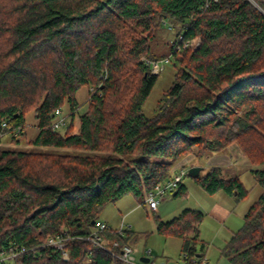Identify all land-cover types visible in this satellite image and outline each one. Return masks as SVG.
Instances as JSON below:
<instances>
[{"label": "trees", "instance_id": "trees-1", "mask_svg": "<svg viewBox=\"0 0 264 264\" xmlns=\"http://www.w3.org/2000/svg\"><path fill=\"white\" fill-rule=\"evenodd\" d=\"M168 27L170 52L158 55L153 41ZM181 37L192 42L177 49ZM143 55L178 65L152 116L143 105L159 73ZM84 87L88 106L76 117ZM59 108L70 115L65 128L53 126ZM29 110L38 130L29 143L66 151L0 148V256L24 247L17 263L124 264L92 239L71 238L68 259L44 243L63 228L90 235L108 204L145 199L186 155L237 142L261 166L252 172L263 191L221 255L264 264V0H0V141L26 134ZM193 178L211 194H248L219 166ZM185 190L181 182L176 195ZM204 216L192 208L158 216L157 230L181 238L185 259L200 261ZM101 234L108 245L138 240L131 228Z\"/></svg>", "mask_w": 264, "mask_h": 264}, {"label": "rangeland", "instance_id": "rangeland-1", "mask_svg": "<svg viewBox=\"0 0 264 264\" xmlns=\"http://www.w3.org/2000/svg\"><path fill=\"white\" fill-rule=\"evenodd\" d=\"M255 4L257 5L256 2ZM171 27H168L166 30H162V32L159 33L162 37V41L157 40V38L155 39L156 41H153V51L156 54L163 56L170 52L169 44L164 42L168 40L170 41V39L174 38V28ZM163 40L165 41L163 42ZM142 59L145 60L149 66L151 61L154 62L158 60L149 55H143ZM161 64L162 61H160V66ZM177 68L178 65L174 64V58H172L171 63L165 64L163 68H151V71L158 72L159 76L151 94L143 105V112L147 116H152L156 112L163 93L171 87L175 80ZM88 93L89 87H84L79 91L78 101L83 106L78 110L76 117L88 106ZM63 113L64 115H67L66 111ZM69 117L66 118V123L63 125L64 128L69 124ZM26 121L28 123L26 134L21 137H13L11 134H6L0 141V148L25 149L43 152L66 151L64 149L60 150L32 146L29 141H31L38 132L35 127L37 119L33 110H29L26 113ZM75 122L78 123V119H76ZM229 146L231 147V150L239 151L243 157H240L239 154L234 155L235 163L230 166L236 174H239L245 187L248 189L247 196L242 200H234L223 190H219L213 194L208 193L192 176L188 174V170L192 166H202L204 169L201 170L200 174H204L207 169L206 158L212 154L202 157L196 156L191 161L188 159L189 156L186 155V159L189 162L182 163V165L185 164L183 168L187 171L182 180V183L186 186L184 193L173 195V192H170L165 195V197L160 198L157 210H152L142 197L126 195L117 202L108 204L101 212L100 217L104 218L106 221L110 222V225L117 228L121 226L122 222H124L125 225H133L132 229L138 234V240L135 243V246L140 250L137 254L138 257L143 255L146 251L152 250L151 258L157 264H187L181 252L182 239L176 236H167L160 233L157 230L156 217L159 216L161 220L169 221L180 215L187 208L200 210L205 213V217L200 224V241L204 243L205 249L202 252H205L207 259L210 261L209 264H232L226 257L221 255L222 249L226 246L232 235L243 227L246 212L251 204L259 198L263 188L257 182L252 172V169L261 166L250 163L246 154L237 142H233ZM226 149L222 152H225ZM78 152L85 154L86 150H79ZM181 160L182 159L178 160L173 168H175L177 163ZM215 203L227 207V209L230 210V214L222 221L224 224H221L216 218L207 214ZM198 246L201 247V244H198ZM199 252L200 248L198 249V253ZM206 257L203 256L202 259L205 258V260H207Z\"/></svg>", "mask_w": 264, "mask_h": 264}, {"label": "built area", "instance_id": "built-area-1", "mask_svg": "<svg viewBox=\"0 0 264 264\" xmlns=\"http://www.w3.org/2000/svg\"><path fill=\"white\" fill-rule=\"evenodd\" d=\"M192 41L186 40L181 37L180 43L177 45V49L186 48L190 45ZM160 61H162V64L160 66ZM170 61V57H166L161 60L151 61V67L154 69L163 68L165 66V63H168ZM54 116L56 119L54 120L53 126L55 128H59L63 126L66 123L67 115H64L62 110L59 108L56 110ZM4 126H8V121L3 122ZM13 132H15V135L19 133V128L14 129L12 127H9ZM184 165L180 164L178 166H175L173 168L174 173L171 177L163 180L159 184H157L152 190L149 191L145 198V203L149 205L150 208L156 210L160 201V198L165 197L168 193H172L176 191L180 185V183L183 180V176L187 173V171L183 168ZM110 225L103 221V220H97L96 221V227L95 230L88 236H75L71 233L69 228H63L61 231H59L56 234L49 235L46 238V241L44 243L45 246L57 249L61 252L62 256L65 259L69 258L70 250L67 246L68 241L71 238L74 237H83L87 239H92L95 243L103 247L105 250L110 252L114 257L122 260L124 264H157L152 258V250L146 251L143 255L140 257L137 256V254L140 252V250L134 245L129 243H120L118 240H114L112 245H108L106 243V240L101 234V231L109 228ZM127 228H130V226L125 225L124 222H122L121 226L117 228V231L124 235ZM117 249H120L119 251ZM25 252V248L19 250V252H12L8 254H2L0 256V264H21V262H16V257ZM142 256H149V261L145 262L141 259ZM183 258H186V254L183 255ZM187 264H208V261L205 259H202L200 261H197L196 258H193L191 260H186ZM88 264H94L92 261H89ZM176 264V263H174Z\"/></svg>", "mask_w": 264, "mask_h": 264}, {"label": "crops", "instance_id": "crops-1", "mask_svg": "<svg viewBox=\"0 0 264 264\" xmlns=\"http://www.w3.org/2000/svg\"><path fill=\"white\" fill-rule=\"evenodd\" d=\"M232 146V145H231ZM229 148V149H228ZM225 152H221V153H213L211 156L207 157L206 158V171L208 170V168H210L211 166H219L223 169L224 173L225 174H228V175H239V174H236V172L234 170H232V167H230L231 165H233L235 163V156L234 155H237L239 154L240 157H242V155L240 154L239 151H236V150H231V147L229 146ZM187 156L189 161H191L193 158H195L196 156L194 154H188ZM243 158V157H242ZM187 161L186 159V156L184 158H182V160L177 163L176 166L184 163V162H189ZM237 162V161H236ZM185 165V164H183ZM204 169V168H203ZM205 171V172H206ZM204 172V173H205ZM184 184V183H183ZM185 185V184H184ZM176 192H173V195H176ZM229 195V194H228ZM231 196V195H229ZM234 200H236L233 196H231ZM237 201V200H236ZM152 209V208H151ZM158 209V207H157ZM156 209V210H157ZM154 210V209H152ZM208 215H211L213 216L214 218H216L217 221H219L221 224H224L222 221L230 214V210L227 209V207H224L222 205H219L218 203H215L212 207V209L210 208V210L207 212ZM205 217V216H204ZM103 221L107 222L109 225H110V222L106 221L104 218H101ZM112 226V225H111ZM128 226H130V228L132 229V224H129ZM114 227V226H112ZM114 228H117V227H114ZM135 245V244H134ZM182 247V245H181ZM205 249V247L203 248ZM204 251V250H203ZM201 255L200 256H204L206 257L205 255V252L203 253L202 250H200ZM198 254V253H197ZM196 254V256H197ZM198 256V257H200ZM205 259V258H204ZM207 259V257H206ZM202 260V259H201ZM208 261V264H209V259H207ZM165 264V263H163Z\"/></svg>", "mask_w": 264, "mask_h": 264}, {"label": "water", "instance_id": "water-1", "mask_svg": "<svg viewBox=\"0 0 264 264\" xmlns=\"http://www.w3.org/2000/svg\"><path fill=\"white\" fill-rule=\"evenodd\" d=\"M53 116V115H52ZM203 169L202 166H192L189 171H188V174L192 177H196L200 174L201 170ZM201 253H198L197 256H200ZM149 256H142L141 259L145 262H148L149 261Z\"/></svg>", "mask_w": 264, "mask_h": 264}]
</instances>
